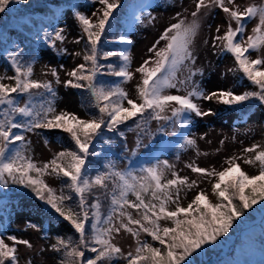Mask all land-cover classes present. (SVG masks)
I'll return each instance as SVG.
<instances>
[{"label":"snow or ice","instance_id":"6c2138e0","mask_svg":"<svg viewBox=\"0 0 264 264\" xmlns=\"http://www.w3.org/2000/svg\"><path fill=\"white\" fill-rule=\"evenodd\" d=\"M23 0H0V13L6 10L11 11L10 3L19 4ZM232 0H229L231 3ZM90 3L99 4L101 7L93 12L92 15L97 19L93 22L89 16L81 13L79 10L74 12L76 19L81 27V36L76 43L85 41L84 64L78 65L68 75L74 79L65 81V86L72 88H84L87 82V89L95 100V106L98 108L99 116L90 120L79 119L75 114L61 111L56 112L53 100L56 92L50 82H39L31 80L32 63L31 61L21 63L19 58L13 52L6 54V59L10 61L15 75L8 77L15 81L14 86L0 83V113L3 119H0V186L7 188L9 184L19 185L24 188H30L35 196L49 206L57 215L67 221L79 234L74 242L69 239L57 237V244L52 247L59 252L64 251V259L61 264H112L117 254L123 255L121 248L112 243L113 231L119 232V227H113V213L119 210V216L123 218L126 213L123 211L125 205L130 208L143 210V222L139 219H133L127 215V224L121 219L120 224L126 231L131 232L137 237V247L135 254L127 253V264H197L199 257L206 252L205 246H216L223 243L221 237H226L233 228L234 223L244 216V210L252 208L253 205L264 201V151H260L255 160L259 161L260 169L258 175H248L241 170L240 165L234 163L235 158L229 160V166L222 171L208 172L207 169L194 167L193 172L206 173L208 176H215L217 182L212 185V192L218 199L217 203H211L207 195L201 191L188 203L187 207L179 206V187L176 188L175 200L174 193L171 191L173 186L183 185L184 180L172 179L167 183H161L162 172L160 171L161 162L148 166H140V175L135 170L129 169L124 172H105L99 170L94 174L92 180L85 178L93 176L90 169L86 168V160L89 156L90 145L93 139L102 135L99 130L102 127L107 128L109 132L117 130L118 125L136 117L138 113H143L152 109L155 113V119H165L160 115L170 102H175L179 107L173 110V116H183L185 113L195 114L198 117L211 115V109L201 111L199 100L213 101L214 99L223 105H239L244 101L256 99L261 105H264V58L250 59L246 53L249 50L259 51L264 48V8L257 9L255 6L248 7L244 12H239L225 6V0H199L196 4V11L192 13L197 17L201 8H207L211 12L212 7H219L232 20H235L238 26L233 29L231 24L223 35H217L213 38V46L216 41H220L223 50L230 53L236 63L239 71L258 88V91L246 92L242 95L234 94L229 90H218L207 92L199 82L192 78L198 74L202 77L203 72L200 69L193 70L185 64L194 65L196 57L194 56L191 45L193 37L196 35L199 27L195 20L191 24H185L183 20L171 24L160 35L149 52H153L157 58L154 66H149L150 61L145 60L137 72L143 76L142 85L138 87L141 103H136L128 98V94L119 86L105 87L97 81V76L105 74L124 78L127 82L132 78L129 71L131 65V56L129 51H101L99 45L102 36H106L107 30L112 27L111 21L115 19L114 11L120 7V0H90ZM143 7H148L147 4ZM55 14V13H54ZM259 16V23L252 29L254 35L247 37L246 41L237 40L236 37L243 33L245 25L242 21ZM64 29H56L52 34L45 33V40L51 41L49 47L54 48L56 41H63L62 35ZM217 33L220 27L217 26ZM121 42L132 44L133 41L126 36L120 37ZM165 41V46L157 50L156 45ZM77 55H79L77 53ZM119 57L123 61L119 66L113 63H100L99 61L108 60L109 57ZM188 67L189 75L185 80L176 79L178 66ZM63 68V65H61ZM87 73V74H85ZM52 75L56 77V83H60L57 70L52 69ZM100 84V86H97ZM178 85L190 87L185 95L166 94L165 89L176 88ZM43 89L48 94L47 104H41L39 109L29 107L27 104L19 106L18 97L24 94L31 96V90ZM17 94L13 96L12 94ZM127 101V107L124 102ZM6 106V107H4ZM108 119L105 120L104 116ZM19 115L24 119L17 120ZM187 123V121H184ZM139 126V125H138ZM35 129H60L69 133L74 141L76 149L59 152L49 163L42 167L32 162L30 156L25 154L23 148L17 146V142H24L26 132ZM17 130V131H14ZM123 135V133H120ZM188 144L194 141L188 140ZM258 145L245 149L246 152H253ZM246 164H252V160H245ZM110 167V165L108 166ZM164 167L169 165L164 162ZM55 173L57 177L62 176L70 182L64 187L74 192L78 197L74 203H68L73 200L71 194H55V190L41 179L46 173ZM35 173V176L31 175ZM118 177L122 182L119 185L118 195L113 193L111 198L112 212L107 219L101 221L99 213V203L89 205L86 196L93 185H99L107 188L105 181L111 177ZM194 183V182H193ZM117 187L116 185L113 186ZM192 185H188L190 189ZM250 188V193L246 189ZM151 189L152 200L157 203H145L142 193ZM132 193L138 203H131L127 199L128 194ZM238 201V203H237ZM170 203H175L174 210H167ZM90 209L92 211L90 214ZM260 211L264 213V204H261ZM246 218V217H245ZM170 222V226H161L160 221ZM91 221V222H90ZM90 222V223H89ZM129 225H139L140 230L147 233L152 241L158 242L160 247L153 246L147 241L139 240V231L129 227ZM3 225H0V231ZM87 233V240H86ZM8 240L13 245H26L31 247L28 240L19 239L15 236H8ZM87 249L94 253V257L85 258ZM16 247H10L5 243V238L0 236V264H5L6 260H11L16 264ZM200 264H203L201 261Z\"/></svg>","mask_w":264,"mask_h":264},{"label":"rangeland","instance_id":"374dc122","mask_svg":"<svg viewBox=\"0 0 264 264\" xmlns=\"http://www.w3.org/2000/svg\"><path fill=\"white\" fill-rule=\"evenodd\" d=\"M199 0H148V7L133 8L131 11L132 19L128 22V27L123 36L133 41L132 44H125V50L129 51L131 56L130 72L132 78L124 83L123 88L128 94V98L140 103L141 99L138 93V87L142 85L143 76L136 69L144 63L150 61L149 66H154L157 59L153 52H149L164 30L173 23L183 20L185 24H191L194 20L198 22L199 27L196 35L193 37L191 50L196 57L194 65L185 62L193 70L200 69L203 72L192 79L200 83L207 91L229 90L234 94L240 95L248 86L253 84L239 71L238 64L234 57L223 50L220 41H216L213 46V38L217 35H223L231 24L235 29L238 24L225 14L219 7H212L211 12L207 8H201L197 17L192 13L196 11V4ZM209 0H205L208 3ZM225 6L244 12L248 7L255 6L257 9L264 8V0H225ZM101 7L98 3L93 4L89 10L84 13L95 22L97 17L92 13ZM138 9L135 13L134 10ZM134 13V14H133ZM245 25L243 33L236 39L246 41L247 37L254 35L252 29L259 23V16L242 21ZM217 26L220 32L217 33ZM64 29L62 35L63 41H56L55 50L45 52L42 58L34 65L33 77L39 82H50L57 95V102L54 105L56 112L65 111L75 114L79 118H85V112L81 98L75 89L65 86V81L73 79L68 75L74 68L81 64L82 59V40L76 43L81 36V27L76 19L74 12H68L59 25ZM165 41L156 45L157 50L165 46ZM77 53L79 55H77ZM246 55L250 59L264 58V48L259 51L249 50ZM63 65V68H61ZM188 67L178 66L176 79L185 80L188 75ZM57 70L60 83H56V77L52 75V69ZM264 69V66H261ZM8 77L13 76V71L6 73ZM12 81V80H8ZM176 88L165 89L166 94L185 95L190 85H178ZM201 111L211 109L212 114L198 117L195 114L185 113L183 116H173L174 107H179L175 102L168 104L169 108L160 115L165 119H154L148 130V135L143 137L144 126L140 125L130 131L127 136L128 151L125 155L129 162L124 164L125 170H135L137 175L140 166H148L161 162L160 171L162 172L161 183H167L168 180H184L183 185L173 186L171 191L174 193L175 200L176 188L179 187V206L186 207L194 196L203 191L209 198L214 199L212 194V185L216 183L215 176H208L206 173L193 172L192 168H204L208 172L222 171L229 166L228 161L235 158L234 163L239 164L242 171L248 175H258L259 166L254 159L255 154L264 146V119L261 115L251 118H236L223 115L226 105L220 104L215 99L213 101H196ZM224 107V108H223ZM187 121L185 123L184 121ZM158 131L166 132V135L155 136ZM150 133L153 137L150 136ZM28 138L34 146V158L45 163L51 161L54 154L61 150L57 142H45L38 130L28 134ZM142 140V141H141ZM194 141L188 144L187 141ZM141 143V144H140ZM253 145L258 147L253 152H246L245 149ZM252 160V164H246L245 160ZM166 162L169 167H164ZM48 182L58 187L59 182L52 174L47 175ZM194 182V183H193ZM188 185H192L189 189ZM143 194L151 196V189ZM134 195V194H132ZM134 199L136 197L134 195ZM151 201L152 196H151ZM138 202V201H136ZM156 202V201H155ZM175 203H170L168 208L174 210ZM127 222V220H126ZM119 232L113 231L112 242L123 251V257L127 253H135L137 247V238L131 232L126 231L121 225ZM15 237L28 240L31 247L26 245H17L16 254L20 264H56L54 250L52 245L55 241L52 237L43 238L39 231L29 226L27 219L18 217L15 224ZM60 232L71 229L70 225L61 220L59 226ZM146 236L142 233L141 237ZM260 241L240 243L243 237L232 244L235 250L240 252V264H264V238ZM140 240V239H139ZM9 243H13L7 240ZM211 259L207 264H211ZM236 260H234L235 262ZM238 261V260H237ZM117 264H126V259ZM226 264V263H224ZM230 264H233L231 262ZM239 264V263H235Z\"/></svg>","mask_w":264,"mask_h":264},{"label":"trees","instance_id":"16d2710c","mask_svg":"<svg viewBox=\"0 0 264 264\" xmlns=\"http://www.w3.org/2000/svg\"><path fill=\"white\" fill-rule=\"evenodd\" d=\"M146 3L147 0H120V7H118L113 13L115 19L111 21L112 27L107 30L106 36H102L101 38L99 45L101 51H116L117 53L126 51L124 47L125 45L123 42H121L120 37L124 35L126 28L128 27V22L132 19V16H130L132 7L142 8ZM92 5L93 3H90V0H23V2L19 4L10 3L9 7L11 8V11L6 10L5 13H0V83L9 86L15 85V81H8L10 79H8V76L6 75L8 71H13V74L15 75V71L11 67L10 61L6 59V54L10 51L21 58V63L31 61L34 58L35 62L32 63V75L30 79L38 81L36 77H33L34 65L42 58L45 52H48L49 50H55V47L52 48L48 46L51 41L45 40V33L47 32L52 34L56 29H60L59 25L68 12H75L76 10H79L81 13H84V11L89 10ZM137 10L138 9L134 10L133 12L135 13ZM82 41L81 64H84L85 61L83 57L85 54V41ZM99 62L104 64L113 63L117 66L123 63V61L119 60L118 56L109 57L108 60L101 59ZM104 72L105 74L98 75L96 78L100 84H103L105 87L119 86L123 88L124 83H126L124 82V78L108 75L106 74V69ZM80 83L85 84V87L74 89L81 98L86 117L78 118L90 120L93 117H98L100 114L98 108L95 106L94 97L87 89V82L81 81ZM100 84L97 86H100ZM251 91H258V88L255 85L248 86L240 95ZM12 95L16 96L17 94L13 93ZM48 98V94L45 93L43 89H33L31 90V96H29V94H24L18 97L19 106L23 107L27 104L29 107L39 109L42 103L45 105L47 104ZM56 102L57 95L53 100L54 105ZM141 102L142 100L140 103ZM124 106H128L127 101L124 102ZM226 107L227 108H225L222 112V114L226 116L231 115L236 118H248L261 115L262 119H264V105H261L256 99L244 101L239 105H226ZM168 108L169 106L167 105L163 112H165ZM175 108L177 107H174V109ZM154 115L155 113L152 109H148L142 114L138 113L136 117H133L131 120L118 125L117 130L113 132H109L107 128L102 127V129L99 130L102 135H99L93 139L89 149L90 154L86 160V168L92 171L93 176L85 178L92 180L94 178V174L99 170H103L105 172H124L125 169L123 166L126 161V164L129 162L127 155H125L128 151L127 136L129 135L130 131L138 127V125L144 126V132L141 133V135L143 137L147 136V131H150L152 122L155 119ZM176 117L178 118L179 116ZM3 118V114L0 113V119ZM16 119L20 120L24 118L17 115ZM104 119H108L106 114ZM36 130H38L45 142L59 143L61 146V150L59 152L66 150L78 151L69 133L63 132L60 129H35L31 132H35ZM31 132L24 133L25 141L17 142V145L12 147L19 146L23 148L25 154L31 157L32 162L36 163L37 166L42 167L43 164L49 163L50 161L42 164L34 158V146L28 138V134ZM121 132L123 135L120 134ZM160 134H164L165 136L166 132L158 131L155 136ZM150 136L153 137L151 133ZM260 151H264V146ZM260 151H258L255 156ZM58 153L54 154L51 160L55 158ZM256 163L260 169L259 161H256ZM109 165L110 167H108ZM48 174H52L57 178L59 182L58 187H55L48 182ZM31 175L35 176V173H32ZM41 179L44 180L48 187L55 190V194L59 195L61 192L64 194H71L73 196V200L69 201L68 203H74L77 201L78 197L76 194L71 192L70 189L64 187V185L70 182L67 180V178L63 177L62 174L61 176L57 177L55 173H51L49 170V173H46L41 177ZM121 183L122 182L118 177L113 176L105 181L107 188L101 187L99 185H93L90 192L86 193L89 205L96 202L99 203V213L102 222L106 220L108 214L112 212V194L115 193L118 195L120 190L119 185ZM114 185L117 187L114 188ZM245 191L250 193V188L246 189ZM212 194L214 199H211L207 196L209 202L217 203V197L213 192ZM142 196L145 200V203L153 202L158 204V202L151 201V196L148 194H143ZM127 199L131 203H138L134 199V195H132V193L128 194ZM261 204H264V201L253 205L250 209L244 210V216L240 217V219L234 223V226L229 231L228 235L226 237L220 238L223 243L218 242L216 246H205L206 252L203 256L198 258L197 264H200L201 261L203 264H207L211 259H213L211 264H230L231 262H233V264H240L242 262L239 259L240 252L238 249L235 250V246L232 244L238 239V237H243V240L240 243L244 244L247 242L260 241V238H264V213L260 211ZM167 210L171 209H169L167 206ZM92 211L95 210L90 209V214ZM123 211L126 213L123 218L119 216V210L113 213V227H118V225H121V219H123L124 224H127V215H131L133 219L141 220L145 226H148L147 223L143 222L142 219L143 210L130 208L125 205ZM57 215L58 214H56L54 210H51L49 206L45 205L43 201L39 200L30 188H24L22 186L12 184H9L7 188L0 186V225H3V230L0 231V236L5 238V243H7L10 247L14 246L17 248V245H13V243L11 244L7 241V237L16 236L14 224L18 217H24L27 219L28 225L37 229L43 238L47 239L52 237L55 241V244H57V237L64 238L66 242L69 241V239H71L73 242L77 240L79 234L75 233L74 229L67 221L66 222L70 225L71 229L65 232L59 231L58 228L60 226L61 220L63 219L57 218ZM160 223L161 226H170V222L168 221L162 220ZM129 227L139 231L140 241H147L153 246L160 247L158 242L152 241L151 237H149L147 233L146 236L141 237L143 231L140 230L139 225H129ZM87 238L88 237L86 233V240ZM52 250H54L53 247ZM83 250L85 251V258L95 256L94 253L87 251V249ZM121 252L123 254L122 250ZM15 255L17 258L16 264H20L16 253ZM54 255L56 264H61V261L64 259L63 249H61L59 252L54 250ZM82 260L83 258H81V264ZM234 260L236 261L234 262ZM122 261H124L123 255L117 254L116 258H114L112 261V264H117ZM5 264H12V262L11 260H6Z\"/></svg>","mask_w":264,"mask_h":264}]
</instances>
